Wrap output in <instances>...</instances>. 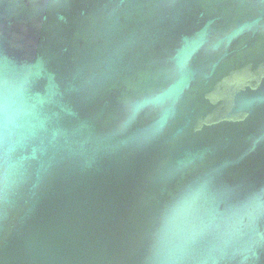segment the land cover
<instances>
[{"label": "water", "instance_id": "obj_1", "mask_svg": "<svg viewBox=\"0 0 264 264\" xmlns=\"http://www.w3.org/2000/svg\"><path fill=\"white\" fill-rule=\"evenodd\" d=\"M0 264H264V0H0Z\"/></svg>", "mask_w": 264, "mask_h": 264}]
</instances>
